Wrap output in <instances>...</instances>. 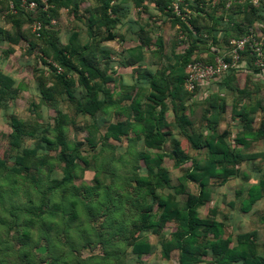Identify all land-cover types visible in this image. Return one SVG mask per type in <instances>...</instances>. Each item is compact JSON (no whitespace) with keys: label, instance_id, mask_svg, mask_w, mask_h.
Masks as SVG:
<instances>
[{"label":"rangeland","instance_id":"rangeland-1","mask_svg":"<svg viewBox=\"0 0 264 264\" xmlns=\"http://www.w3.org/2000/svg\"><path fill=\"white\" fill-rule=\"evenodd\" d=\"M149 2V5L153 4V0ZM73 3L77 5L76 9L64 6L49 14L46 25L58 31L60 45L68 43L73 31L79 32L82 44L87 43L90 38L88 27L92 16L98 11V2L73 0ZM20 6L26 10L23 5ZM237 10L236 8L235 11ZM18 14L19 10L14 3L12 5L10 0H0L2 29L18 33L19 27L12 21V15ZM144 15H149L148 11ZM151 17L150 15L145 20L142 16L139 20L148 30L153 29L152 23L155 22ZM22 19L19 29L26 39L12 44L0 32V75L11 76L15 80V86H20L17 94L4 98L3 105L0 106V159H5L10 166H14L21 158L19 151L11 145L13 116L38 127L39 133L45 132L53 139L55 119L67 117L68 139L80 141L82 145L74 178L67 184H61L64 163L58 160L60 148L49 147L37 137H25L23 146L37 147L42 153L41 157L51 162V165L22 174L0 166V264H178L177 250L168 259L162 256L159 234L151 231L141 233L143 238L152 243L153 248L140 257L129 244L133 220L139 217L145 204L152 201L145 196V191L136 178L149 175L153 182L158 181L156 165H153L150 172L152 164L148 165L139 157L141 151L148 149L141 133L130 131L121 140L102 137L110 122L126 119V115L121 113V106L129 104L130 99L125 96L126 93L137 96L129 86L134 81L136 72L124 67L125 47L130 40L136 39V36H124L121 32L127 19L121 20L124 21L122 25V22L119 23L118 41L103 42L108 46L107 49L112 50L108 59L111 69L108 82L119 104L112 106L108 112H98L95 116L78 112L65 93L54 100L43 98L41 89L52 84L50 65L54 61L43 54L42 49L47 45L41 36L35 35L33 22ZM51 19H54L53 23ZM156 35L154 34V38ZM163 35L167 38V55L171 54L164 59V64H167L173 61L171 45L174 36L172 33ZM31 41L36 42L35 47L30 46ZM150 56L149 62L155 61ZM103 65L101 58L99 66ZM77 77L74 72V78ZM232 85L236 89L246 88L249 93L228 90L222 79L220 85L213 87L215 89L209 86L199 89L188 100V103L195 101L192 106L194 113L191 112L192 107L189 109L193 119V125L188 129L190 133H214L202 119L209 106L207 99L214 92L225 100V111L216 126V132L230 130L231 138L244 132L246 120L235 115L234 106L247 109L255 107L253 125L255 128L259 126L264 117V71L240 74L232 81ZM73 93L79 97L83 95L84 88L77 84ZM169 103L172 107V102ZM168 119L171 120L170 124L174 122L172 116ZM167 127L172 135H168L163 148L151 150L153 156L161 151L168 153L160 166L168 171L170 185L160 183L157 192H174L172 187L182 183H186L187 191L196 192L198 186L184 180V173L191 166V161L179 163L176 159L184 156L207 158V148L192 147L176 125ZM237 147L246 155L239 165L238 173L224 183L212 179V197L200 208V213L203 217L214 216L224 221L226 236L235 238L239 233L255 231L257 250L264 255V196L250 211L241 210V201L248 196L251 187L264 191V183L261 182L264 177V155L249 156L264 153V137L249 146L237 144ZM178 198L183 201L186 194H180ZM175 230L176 223L169 221L163 234L169 237ZM212 262V255L209 254L199 264Z\"/></svg>","mask_w":264,"mask_h":264},{"label":"trees","instance_id":"trees-1","mask_svg":"<svg viewBox=\"0 0 264 264\" xmlns=\"http://www.w3.org/2000/svg\"><path fill=\"white\" fill-rule=\"evenodd\" d=\"M13 1L17 9L18 15H12L14 25L21 26L22 18H26L33 22L39 19L44 23L41 31V37L47 47H43L44 55L50 56L54 63H51L52 84L41 89L45 100H54L64 93L74 103L78 112L95 116L98 112H108L112 106L118 101L114 98V90H112L109 81L110 54L107 50L101 48V43L116 37L113 28L117 26L120 18L113 17L110 14L111 8L114 12L118 11L116 5H112V0H96L98 2V11L92 16V22L89 24L88 33L89 41L82 44L79 41V32L73 31L69 37L68 43L60 45L58 43V31L48 28L49 14H53L61 7L76 9L73 0H49L51 6L45 10L41 0H37L39 5L33 11L23 10L19 0ZM203 0H187L190 8L195 11L182 19L173 13L175 22H178L181 28L188 31L189 46L182 55V65L178 71L160 70L155 73L144 69V76L149 79L151 92L147 95V102H142L141 97L127 94L131 101L128 105L121 106V113L126 115V119L112 121L107 125L103 138H114L121 140L124 135H128L130 131L140 132L146 146V150L139 153V157L151 166L158 168L156 176L158 181L155 183L149 175H142L136 178L137 183L145 191V196L152 200L146 203L139 217L133 220L132 231L129 238V244L132 250L139 257L145 253H149L153 245L147 239L141 236L144 231H151L161 236L162 256L166 259L170 258L174 250L178 251V264H199L209 254L212 255V264H264V255L257 250L256 232H243L233 238L231 235L226 236L225 222L215 218L214 216L203 217L200 208L210 201L212 197V179L215 178L220 183L226 182L230 177L236 175L239 171V165L246 158L243 150L237 147V144L249 146L252 142L264 137V117L259 126L254 127L256 111L255 107L247 109L237 108L234 106V113L246 120L245 130L240 135L231 138V131L225 130L221 133L216 132V126L222 119L224 109V98L219 93H211L207 101L209 106L202 115V119L206 121V125L213 130L211 134L190 133L188 129L193 125V119L190 117V107L195 104L193 100L188 103L199 86L193 92L185 88V79L187 77L188 63L192 60L193 52L200 45L212 47L216 44L217 34L221 30L224 39L229 43L230 38L245 33L255 21L264 20L263 6L255 7L249 2L243 6L245 15L237 18V11L234 7H242V4H236L232 7L228 21L224 20L225 14L230 13L225 9L226 0H216V4L210 9L201 6ZM159 7L164 10L170 0H157ZM222 10L221 14L218 11ZM235 11V12H234ZM205 12L207 17L202 13ZM17 17V18H16ZM20 17V18H18ZM190 23L196 30L189 27ZM238 29L237 34H226L233 27ZM18 28V33L13 34L11 31L4 30L0 27V32L4 33V37L12 44L19 43L23 38L26 39L23 31ZM208 32L209 37L204 33ZM161 43V41H160ZM199 43V44H198ZM30 46L35 47L36 42L31 41ZM245 57L253 64L249 53H245ZM103 58L104 65L99 66L100 59ZM138 59V57H137ZM136 59V60H137ZM58 65V66H57ZM58 67L62 68V71ZM254 68H261L255 66ZM263 68V67H262ZM74 72L77 78H74ZM235 70H230L222 78L227 84L228 90H238L242 93H249L244 89H236L232 85V81L236 79ZM177 74V78L174 77ZM81 85L84 88L83 95L76 97L73 93L75 85ZM19 85L15 86V80L5 74L0 75V106L3 105V99L10 94H17ZM173 103L175 119L172 124L165 122V111L167 108V100ZM191 104V105H189ZM191 112L194 113L193 107ZM67 117L56 118L53 125L55 138H51L45 132L39 133L38 127L26 123L17 116H13L11 120V145L19 151L21 158L19 162L10 166L5 159H0V166L14 170L16 174L28 173L32 169L39 170L42 166L51 165V162L45 161L42 153L37 147L23 146L24 138L27 136L37 137L46 142L50 147H59L58 160L63 162V177L61 184L72 182L74 178V170L78 165L82 142L73 141L67 137ZM176 125L180 131L187 137L192 147H206L208 157L198 158L184 156L176 159V162L191 161V166L184 173L186 182H194L198 186L196 192L187 191L186 183L174 185V192L168 194H159L157 188L160 183L170 185V176L167 170L160 166L166 152L154 153L153 149H162L167 141L168 135H172L170 130H163L164 126ZM49 128V127H48ZM178 145V142H177ZM264 153H256L249 155L256 157ZM264 183V177L262 178ZM186 194V198L181 201L178 198L180 194ZM264 196V191L253 186L250 188L248 196L241 201V210L243 212L250 211L254 204ZM76 216V215H74ZM169 221L176 223V230L169 237L163 234V229ZM235 242V243H233Z\"/></svg>","mask_w":264,"mask_h":264},{"label":"crops","instance_id":"crops-1","mask_svg":"<svg viewBox=\"0 0 264 264\" xmlns=\"http://www.w3.org/2000/svg\"><path fill=\"white\" fill-rule=\"evenodd\" d=\"M21 1V0H20ZM157 0H153V4L149 5V0H112L111 4L116 5L118 7V11L114 12L111 8L109 9L110 14L113 17L118 16L120 18L119 23L120 25L125 22V28L122 29L121 32L124 34V36H136L135 40H130L128 45L125 47V54L123 57L126 60V64L124 67L130 68L131 70H135V76L134 81L132 82L131 86L132 89L141 97L142 102H147V95L152 91L150 87V81L148 78L144 76V69H147L151 71L152 73H155L160 70H166L169 72L170 70L178 71L181 68L182 65V55L185 53L187 47L189 46V39H188V31H185L181 28L180 24L178 22H175L173 13H175L171 7L173 1L167 5V7L162 10L159 5L156 2ZM152 2V1H151ZM214 0H203L201 2V6L205 7L206 9H210L214 6L216 3ZM230 4L228 5V3ZM250 3L253 5V3L250 0H226L225 2V9L229 10L230 13L225 14L224 20L228 21L230 14L233 10L232 7L236 4H242V7H234L233 9L237 10V18L243 17L245 15L244 9L245 6L243 4ZM254 6V5H253ZM243 9V10H242ZM149 13V15H144L145 12ZM235 12V11H234ZM194 13L195 11L192 9L190 14ZM222 10L218 11V14H221ZM176 14V13H175ZM203 15H207L205 12L202 13ZM152 16L151 18H154L155 22L152 23L153 29H149L139 22L140 17L144 16L145 18H148V16ZM179 16V15H178ZM207 17V16H206ZM182 18V17H181ZM142 19V18H141ZM186 20L185 18H182ZM147 20V19H145ZM147 22V21H146ZM145 22V24H146ZM152 22V21H151ZM119 23L115 28H113V31L116 33V37L114 39H110L107 41H118L119 40V32L117 33V29L119 26ZM189 27L193 30L194 34H196V30L193 28V26L188 23ZM151 30V31H150ZM238 29L234 26L230 31L226 34V37L230 35V33L237 34ZM151 32V33H150ZM172 33L174 36L172 41V57L173 61L169 63L164 64L165 57L171 56V54H168L167 44H166V36L163 35V33ZM154 34H157L154 38ZM208 36V32L204 33V37ZM218 40L214 47L221 52H224L228 49V43L224 39L223 33L220 30L217 34ZM161 41V43H160ZM106 42V41H103ZM103 42L101 43V48L103 50H107L110 54L112 52L111 49H107V45H104ZM199 44V43H198ZM152 55L155 58V61L149 62V58ZM215 56V51L212 49V47H208L205 45H200L198 48L193 52L192 58L197 57L203 60H211ZM138 57V59H137ZM137 59V60H136ZM254 64H250L249 60L245 57V60L241 64V69L236 72V79L240 74H243L245 72H251L258 73L263 72V68H254ZM177 78V74L174 77ZM223 78H215L211 79L209 81L203 82L201 85H199L200 90L206 89L207 86L209 87H215V85L219 84L222 81ZM219 80V81H218ZM215 89V88H213ZM131 100H129L130 102ZM171 100H167V108L165 111V122L170 124L171 116L175 119L173 106H170ZM173 105V103H172ZM163 130H169L167 126L163 127Z\"/></svg>","mask_w":264,"mask_h":264},{"label":"built area","instance_id":"built-area-1","mask_svg":"<svg viewBox=\"0 0 264 264\" xmlns=\"http://www.w3.org/2000/svg\"><path fill=\"white\" fill-rule=\"evenodd\" d=\"M41 1L44 4L43 9L47 10L51 6L49 0ZM250 1L255 7L263 6L264 8V0ZM11 3L13 5V1ZM20 4L29 11L35 10L39 5L37 0H21ZM171 7L177 15L185 19L192 11L187 0H174ZM51 22L53 23L54 19H51ZM32 26L35 35L40 36L44 23L35 19ZM212 49L215 51L213 59L203 60L194 57L188 63L187 77L184 83L188 91H195L205 81L222 78L230 70L239 71L242 62L245 60L246 52L249 53L255 66L264 67V20L255 21L245 33L230 38L226 51H218L214 45ZM58 68L62 71L61 67Z\"/></svg>","mask_w":264,"mask_h":264}]
</instances>
